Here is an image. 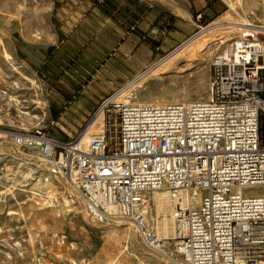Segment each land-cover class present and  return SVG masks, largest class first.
I'll return each instance as SVG.
<instances>
[{
    "label": "rangeland",
    "instance_id": "374dc122",
    "mask_svg": "<svg viewBox=\"0 0 264 264\" xmlns=\"http://www.w3.org/2000/svg\"><path fill=\"white\" fill-rule=\"evenodd\" d=\"M250 32L264 41V0H0V264H180L124 219L83 217L85 203L20 154L2 158L17 134L114 129L116 109L101 106L118 91L119 105L207 101L211 59Z\"/></svg>",
    "mask_w": 264,
    "mask_h": 264
},
{
    "label": "built area",
    "instance_id": "2783aa9c",
    "mask_svg": "<svg viewBox=\"0 0 264 264\" xmlns=\"http://www.w3.org/2000/svg\"><path fill=\"white\" fill-rule=\"evenodd\" d=\"M231 42L210 62L207 101L119 105L85 151L47 131L17 135L3 156L37 166L88 204L97 223L124 219L140 242L180 264H264V41ZM6 155V156H5ZM10 157V158H9ZM5 165L0 161V174ZM153 193L173 206L174 237L150 216ZM171 249L165 250V246Z\"/></svg>",
    "mask_w": 264,
    "mask_h": 264
},
{
    "label": "bare ground",
    "instance_id": "6f19581e",
    "mask_svg": "<svg viewBox=\"0 0 264 264\" xmlns=\"http://www.w3.org/2000/svg\"><path fill=\"white\" fill-rule=\"evenodd\" d=\"M240 2H241V0H238V3L239 4H240ZM234 26H237V29H238V26L241 27L242 25L235 24L232 27L235 28ZM243 28L245 30V27H243ZM177 55H179V54H177ZM174 58H175V56H174ZM145 73L146 72H144V74ZM148 74H150V73H148ZM141 79H143V77ZM120 95H122V94H120ZM14 101H15V103H18L16 100H14ZM135 105H140V104H135ZM23 114H28V113L23 112ZM101 118H102V116L99 115V117L97 118V120H99V121H97V122H100L101 121ZM26 133H21L20 135H27ZM0 135H4V134L1 133ZM17 135H19V134H17ZM90 138H91V133L89 134V138L88 139L85 136H83V135L80 137L79 143H78V147H79L80 151H85V149L87 148V145L89 143ZM8 176H10V174ZM33 180L36 181L37 184L40 181L39 179H36V178L33 179ZM43 181H45L47 183L48 182V179L47 178H44ZM257 191L260 192L262 195H264V187L263 188H259ZM31 194L32 195L39 196V197L42 196L41 193H38L35 190L34 191H31ZM152 199H153V205H152V207H153V210L155 212L154 220H155V227H156L157 233H158V235L161 238L167 239L168 241H171L173 239V237H174V223H173V219H172V209H173V206L170 203L169 197L165 193H153ZM151 213H152V208H151L150 216H151ZM80 214H82L83 217L90 216V217L93 218V211L91 210V208L89 207L88 204H85V206L80 211ZM115 219H117V218H115ZM125 224H128V223L125 222ZM173 261H174V264L178 263L177 260H173Z\"/></svg>",
    "mask_w": 264,
    "mask_h": 264
}]
</instances>
